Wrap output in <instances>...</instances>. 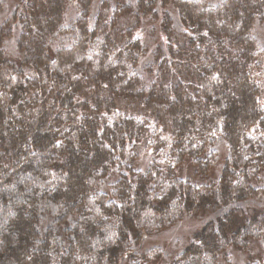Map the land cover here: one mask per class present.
Masks as SVG:
<instances>
[{
  "label": "trees",
  "instance_id": "1",
  "mask_svg": "<svg viewBox=\"0 0 264 264\" xmlns=\"http://www.w3.org/2000/svg\"><path fill=\"white\" fill-rule=\"evenodd\" d=\"M2 9L0 264H264V0Z\"/></svg>",
  "mask_w": 264,
  "mask_h": 264
},
{
  "label": "rangeland",
  "instance_id": "2",
  "mask_svg": "<svg viewBox=\"0 0 264 264\" xmlns=\"http://www.w3.org/2000/svg\"><path fill=\"white\" fill-rule=\"evenodd\" d=\"M4 7V6H3ZM4 9L1 10L0 15L2 16L4 14ZM152 22L149 21L145 25V30H148V28L151 26ZM262 31L264 33V28H262ZM145 35V32H143ZM155 34L158 35V32L155 31ZM197 220H189V221H184L177 226H174L169 229V231L165 232L164 234H160L156 237H153L152 239H147L145 245L150 246L151 244H156V245H162L167 247L168 249L175 248L178 245V241L180 242H186L190 233L192 232L193 228L198 225ZM180 240H177V239ZM177 241H176V240ZM186 244V243H185ZM185 244L181 243L179 245V248H175L174 250H177V252L185 246ZM172 246V248H171ZM157 252V251H155ZM153 259V258H152ZM151 260V259H150ZM162 261L160 260H151L149 264H161Z\"/></svg>",
  "mask_w": 264,
  "mask_h": 264
}]
</instances>
